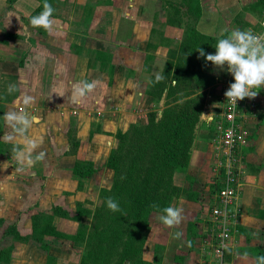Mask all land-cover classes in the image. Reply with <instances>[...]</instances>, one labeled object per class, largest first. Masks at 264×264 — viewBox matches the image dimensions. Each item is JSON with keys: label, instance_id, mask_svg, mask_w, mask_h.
Listing matches in <instances>:
<instances>
[{"label": "crops", "instance_id": "obj_1", "mask_svg": "<svg viewBox=\"0 0 264 264\" xmlns=\"http://www.w3.org/2000/svg\"><path fill=\"white\" fill-rule=\"evenodd\" d=\"M110 1L106 8L105 0H97L96 13L89 16L90 0H65L62 12H53L44 28L31 23L38 0L12 5L0 0V249L15 239L11 264H35L33 255L42 264H79L76 257L86 248L102 202L100 190L112 184L108 157L132 124H145L151 113L160 117L165 100L151 94L152 80L183 41L190 13L197 15L193 28L214 37L232 24L245 26L253 13L264 15V4L245 0H197L196 12L189 5L170 10V0ZM81 82L94 86L75 98L73 86ZM9 113L29 123L10 120ZM202 116L189 163L173 177L189 195L170 204L183 209V219L169 228L158 219L162 213L154 215L142 254L150 264H214L203 249L214 236L210 212L219 189L217 157L213 125L208 129ZM251 120L240 220L228 264H257V256L264 255V105L256 122ZM74 168L94 173L81 177ZM40 214L51 218L42 232L48 236L44 245L42 237H33L32 219ZM10 226L13 233L3 237ZM85 229L84 239L71 236Z\"/></svg>", "mask_w": 264, "mask_h": 264}, {"label": "trees", "instance_id": "obj_2", "mask_svg": "<svg viewBox=\"0 0 264 264\" xmlns=\"http://www.w3.org/2000/svg\"><path fill=\"white\" fill-rule=\"evenodd\" d=\"M38 1L31 19L43 11L45 2L54 7V0ZM190 1V8L196 12L197 0ZM262 1L260 4H264ZM13 2L7 0L9 5ZM225 33L214 37L195 29L187 31L178 48L169 54L162 73L164 79L156 82L153 78L151 94L157 100L164 97L165 107L160 117L151 113L145 124H132L127 138L120 139L110 153L105 165L113 172L112 184L100 190L102 202L93 214L79 264H150L142 254L153 214L162 213L175 198L189 196L174 184L173 177L176 169L189 163L195 128L203 110L201 92L213 83L205 71L207 61L198 58L197 48H203L205 54H214L215 44ZM73 172L91 177L94 170L74 168ZM108 197L118 202L120 211L113 212L107 207ZM153 203L159 207L152 208ZM32 221L33 237L41 240L51 218L40 214ZM13 231L10 226L4 233L9 235ZM85 234L86 229L81 236Z\"/></svg>", "mask_w": 264, "mask_h": 264}, {"label": "built area", "instance_id": "obj_3", "mask_svg": "<svg viewBox=\"0 0 264 264\" xmlns=\"http://www.w3.org/2000/svg\"><path fill=\"white\" fill-rule=\"evenodd\" d=\"M251 31L253 34H264V25L263 29ZM220 81L217 111L212 117V125L213 146L217 157L216 181L221 187L217 190L210 212L213 242L204 245L203 252L210 254L214 264H228L226 257L238 226V198L242 176L238 164L242 149L250 145L252 134L249 124L251 119L257 115L260 104H258L257 95L254 98L246 97L238 100L236 105L232 104L224 96L230 83L233 82L232 75L228 72Z\"/></svg>", "mask_w": 264, "mask_h": 264}, {"label": "clouds", "instance_id": "obj_4", "mask_svg": "<svg viewBox=\"0 0 264 264\" xmlns=\"http://www.w3.org/2000/svg\"><path fill=\"white\" fill-rule=\"evenodd\" d=\"M54 9L50 4L45 2L43 11L31 19V23L35 27L48 28L51 24L50 17ZM199 57H203L206 61H210L213 65L223 69L227 66V71L232 75L233 82L230 83L224 96L234 105L238 100L244 98H254L258 91L253 89H261L264 86V34H253L251 30L242 31L234 30L225 38H221L215 44V53L205 54L203 48H197ZM164 76L157 73L155 81L160 82ZM93 84L83 83L73 86V97L79 98L85 95L86 91L93 88ZM12 86H9V90ZM29 98L25 99V103ZM10 120H19L23 124L29 123L28 119L23 116H17L15 113H9ZM35 147V143L32 144ZM42 155V154H41ZM107 207L113 211H120V206L112 197L106 198ZM152 208H158L155 203ZM162 214L158 219L163 225L171 228L178 226L183 219V209L176 206H167L162 210ZM176 237L180 236L177 232ZM257 264H264V255L257 256Z\"/></svg>", "mask_w": 264, "mask_h": 264}, {"label": "rangeland", "instance_id": "obj_5", "mask_svg": "<svg viewBox=\"0 0 264 264\" xmlns=\"http://www.w3.org/2000/svg\"><path fill=\"white\" fill-rule=\"evenodd\" d=\"M81 0H73V2L75 3V2H80ZM91 2H89V4H90V7H92L93 9H92V11L91 12H89V16H90V14H92V13H96V12H94V10H95V8H96V1L97 0H90ZM100 2H103V0H100ZM110 0H105V4H104V6H106V8H107V6L108 5H110ZM186 2V0H170V10H171V8H172V10H175L177 7H178V5L180 6L181 5V7H184V9H186V7H188V5H189V2H191V1H189V0H187V2ZM245 3L246 2H253V4H258V3H261V2H263L262 0H251V1H248V0H245L244 1ZM64 3H65V0H54V3H53V9H54V13L56 12V13H59V12H62V8L64 7ZM193 4V3H192ZM191 4V5H192ZM246 4H248V3H246ZM111 6V5H110ZM177 6V7H176ZM256 9V8H255ZM254 9V10H255ZM102 10H104V7H103V9ZM258 11V10H257ZM76 13H79V12H77L76 11ZM190 17H189V22H188V25H187V27H188V31L189 30H191V29H194L193 28V25H192V22H191V19H193V21H194V19H197V15H193L192 13H190ZM78 18H79V16H78ZM236 20V19H235ZM264 23V15H258L257 16V14H255V13H253V16L250 18V20H249V22H247V23H245V26H241L240 24V26L238 25V24H236V25H234V24H232L231 26H228V27H226V32L227 33H225V35H224V38L226 37V36H228L232 31H234V30H242V31H246V30H249V29H257V28H260V26H262L261 24H263ZM255 31H257V30H255ZM174 48H172L171 50H174V49H176V48H178V45H175V46H173ZM208 66V67H207ZM205 71H206V74L208 75V76H211V77H213V83L208 87V88H206V89H204L202 92H201V94H202V101H203V110H202V114H201V116L203 117V119L209 124L208 126H206L207 128L208 127H212V117H214L215 116V113H216V111H217V101H218V99H219V96H218V89H220L219 88V83L221 84V81L220 80H222L223 78H224V76H225V74L227 73V66L225 65V67L223 68V69H221V68H219V67H217V66H215V65H213L210 61H207V63H206V65H205ZM215 83L218 85H216L215 87H214V85H215ZM259 91H258V93H257V96H256V98H257V100H258V104H260V106H259V108H258V113H257V115L253 118V122L255 121V120H257V117H258V115H259V112H261L262 111V107H263V105H264V86H261V89H258ZM217 98V99H216ZM200 116V117H201ZM138 120H139V118H138ZM137 120V121H138ZM252 121V120H251ZM250 121V122H251ZM256 122V121H255ZM129 129H130V127H129ZM209 129V128H208ZM207 130V129H206ZM251 143V142H250ZM248 147L249 146H247V147H245V148H243L242 149V151H241V154H240V162H239V167H240V171L241 172H243L244 171V169H245V166H246V151H248ZM106 167V166H105ZM109 176V175H108ZM212 178V177H211ZM110 179V178H109ZM241 179H242V176H241ZM208 184H211L212 185V182H209ZM156 214V213H155ZM155 214H153V216H152V218H151V222L153 221V217H154V215ZM240 206H239V204H238V220H240ZM47 218V217H46ZM90 228H91V226H90ZM51 231V233H52V235L54 234H57V236L59 237L60 235L61 236H63L64 237V235L63 234H61L59 231H57L56 229L54 230V229H51L50 230ZM7 235L5 234V233H3V237H6ZM72 237H74V236H76V237H78L79 239H84L85 238V235L84 236H82V237H80L81 236V233H77L76 235H71ZM13 237H14V235H13ZM46 237V235L45 236H43L42 235V241H43V239H44V241L43 242H41V244L42 245H44V243H46L45 242V240H47V237ZM12 238V237H11ZM15 238V237H14ZM14 241H15V239H14ZM13 241V242H14ZM13 242H10V245H11V247H9L8 249H6V250H4V251H2L1 249H0V264H3L4 262L3 261H5V263L6 264H11L10 263V256L12 257V253L13 252H15L13 249H11L12 248V246L14 247V244H13ZM47 246V245H46ZM32 253V252H31ZM73 254H74V252H72ZM83 253V252H82ZM81 253V254H82ZM28 254H30L29 252H28ZM80 254V253H79ZM204 254V253H203ZM73 257V256H72ZM33 258H34V260H35V264H42V262H41V258H38V257H36V256H34L33 255ZM76 259H77V261L78 262H80V257L79 256H77L76 257ZM48 262H50V261H48ZM52 263V262H51Z\"/></svg>", "mask_w": 264, "mask_h": 264}]
</instances>
